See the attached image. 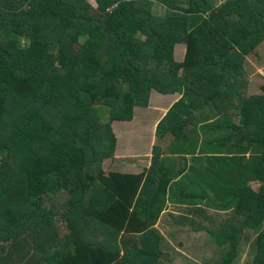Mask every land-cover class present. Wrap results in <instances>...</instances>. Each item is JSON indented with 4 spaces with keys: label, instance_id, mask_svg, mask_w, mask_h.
Listing matches in <instances>:
<instances>
[{
    "label": "trees",
    "instance_id": "1",
    "mask_svg": "<svg viewBox=\"0 0 264 264\" xmlns=\"http://www.w3.org/2000/svg\"><path fill=\"white\" fill-rule=\"evenodd\" d=\"M93 1L96 19L88 0H0V264L24 249L37 264L170 262L150 229L166 192L177 205L163 222L204 230L211 264L233 261L244 231L255 233L244 264H264V86L244 93L264 0ZM151 93L178 95L154 129L170 137L165 150L152 147L145 178L103 173L110 124ZM174 151L180 183L162 156ZM209 208L223 213L198 229Z\"/></svg>",
    "mask_w": 264,
    "mask_h": 264
},
{
    "label": "rangeland",
    "instance_id": "2",
    "mask_svg": "<svg viewBox=\"0 0 264 264\" xmlns=\"http://www.w3.org/2000/svg\"><path fill=\"white\" fill-rule=\"evenodd\" d=\"M89 1V8H88V15L91 18H98L99 14L96 10V4L93 0H88ZM175 4L181 7H185L186 4L183 0H174ZM223 0H209V2L213 5H218L220 2H222ZM151 12H154L156 14H160L161 9L157 8V7H152ZM191 24H193V22H191ZM22 44H24V42H21ZM183 49L181 47H179L177 45V48L174 50L175 56H174V60H179L178 55L180 54V52ZM255 51H257L258 56L260 58L259 60V65L256 64V62H251L249 64V66H251L249 68V71L246 70L245 74L247 77V88L245 90V95L247 96L248 94H259L261 93L260 91V87L264 86V41L258 46V49H255ZM154 97H156V99H152L150 102L147 103V106H154L155 104L158 105H162L163 103L165 104V102H172L174 99H176L178 97V95H169V96H161L158 95L157 93H151ZM151 95V96H152ZM150 99V97H149ZM163 100V102L161 101ZM146 107H134L133 108V114L135 116V119L138 121V123L140 122L139 127L136 129L134 127L130 128L126 127V131H127V136H123L120 137L118 136L119 140H117V148L118 150H121V148H123L124 146L128 147L125 150V153L129 152L132 149H139V150H143L147 148V144H148V140H149V133L151 132V130H149L150 128V124L153 121V119H156L157 115H155V113H157L155 110H153L152 112L148 111L149 109ZM98 110L101 111V120L102 122H105L107 119V114L104 111V108H97ZM204 112H206L204 110ZM153 114V115H152ZM224 116V115H223ZM229 121L236 123V124H240V120L239 117H232L229 116L228 117ZM198 122V121H197ZM213 122H215V120H213ZM117 124H120L119 122H115ZM114 123V131H116V125ZM199 123V122H198ZM202 123V122H201ZM112 129V130H113ZM138 133V134H137ZM222 133L218 134H213V135H205V137H201L200 133H198V140L202 141L201 142H205L206 140H209L211 138L217 137V135H221ZM155 136V135H153ZM157 137L155 136V140L153 141V144L151 146L152 147H157L159 151L163 152L165 150L166 144L168 142V140L166 141V143H162V141L158 142V140L156 139ZM122 143H125L122 144ZM201 146V145H200ZM124 149V148H123ZM130 149V150H129ZM199 150V143L197 144V146L194 149L193 152V156H197V153ZM209 150V151H208ZM207 152H217L216 150L213 149H208ZM121 154V153H120ZM190 155H186L185 157V165L188 164V160L186 161V159H189ZM244 156H247V154H245ZM179 159V157H178ZM175 160V159H174ZM180 160V161H179ZM177 160L178 163L175 162H166V164L168 166L172 167H177L178 169L181 168L182 163L184 162L183 158L180 157V159ZM153 164V161H150V166ZM181 179L179 177L178 181L180 183ZM258 182H251L249 183L250 188H252L253 190H255L258 186ZM207 195V194H206ZM53 196V195H52ZM177 203V202H176ZM165 205V203H164ZM174 205L170 204L168 202V207L165 209L164 214L167 215L168 213H171L173 211ZM206 214H214L217 213L216 215V221H218L219 219V214L223 213L222 211H213V213L208 212L209 209H205ZM146 214L148 213L147 211L145 212ZM183 214V211H182ZM198 217V222L201 221L202 216H197ZM202 229H205L207 227H209L208 222L202 225ZM176 229V230H175ZM155 230V233L157 235H159V233L157 231L160 232V236L164 235V233L159 230V227H157ZM194 231L191 230L190 228H176V227H170L169 226V237L168 240L165 239L166 241H168V244L165 246V244L161 247V250L163 252V254H165L167 251V255L170 256L171 262H166L165 264H201L202 260H207L209 262V264L211 263L210 260H208L209 258H211V253H210V249L208 247H206L204 245L205 241H208V237L205 235L204 230L201 231H197V233H193ZM244 234L246 235V239L244 240V238H242V240L239 241V245L237 247L236 250V257L233 258V261L230 260V262H228L229 264H232L231 262H233L234 264H244L249 263V257L245 255L244 257V253L247 251L248 252V246L247 243L250 241L251 237H254L255 233L250 231H244ZM172 235V236H170ZM251 236V237H250ZM166 237V236H163ZM180 245V246H178ZM195 245V246H193ZM196 245L197 247H203L201 251H197L196 249ZM219 259V257H217ZM212 259V258H211Z\"/></svg>",
    "mask_w": 264,
    "mask_h": 264
},
{
    "label": "crops",
    "instance_id": "3",
    "mask_svg": "<svg viewBox=\"0 0 264 264\" xmlns=\"http://www.w3.org/2000/svg\"><path fill=\"white\" fill-rule=\"evenodd\" d=\"M171 103L172 102H167V103L165 102V104L163 103L162 105L155 104L152 107L151 106L146 107L149 109L148 111H150V112L155 110L157 113H155L154 116L157 115V117H156V119H153V121L150 124L149 130H151V132L149 133V140H148V144H147L148 146L146 149H143L142 151L139 149H137V150L136 149H132V150L129 149L130 151L125 153V150L128 147L124 146L123 147L124 149L121 148V150H118V148H117V140H119L118 136L123 137V136L128 135L127 131L125 129L126 127H129V129L132 127L137 129L139 127L140 122L138 123V121L135 119L134 114H132V118L130 121L119 122L120 124L112 122L110 124L111 129L114 128V123L116 125V129H115L116 131H114V129L112 130L114 137H115V148H114V153H113L112 158L106 159V161H103L101 164V170L103 173H109V174L112 173V174H117V175H120V174H131V175L143 174V178H145V175L148 173L149 168H150V161L152 160L151 159V150H152L151 146L153 144V141L155 140V136H153L155 126L158 123V121L164 116L165 112L167 111V108L169 107V105ZM156 139L158 140V142L162 141V143H166L167 140L169 142L170 137L168 135H165L164 138H161V139L156 138ZM168 142H167V144H168ZM122 144L125 145V143H122ZM167 144H166V146H167ZM162 156H165V158H167L166 162L167 161L168 162H175V161L179 160L178 157H180V155L176 154V152L174 154H171V155L164 154ZM185 157H186V155H185ZM161 159H163V157H161L160 160ZM187 160L188 159H186V161ZM166 167H167V170L169 169L173 174H176V171L178 170L177 167L171 168V166H168L167 164H166ZM179 177H180V175L176 174V176L172 177V181L177 182ZM167 198H168V192H166V194H165V199H166L164 202L165 205L162 206V211L158 214V216H156L155 224L150 228L152 230V229H156L157 227H159V230H161L164 233V235L160 236V232L157 231L159 233L158 245H159L160 249L164 244H165V246L168 244V241H166L165 239L168 240V237H169V233H168L169 232V226L170 227H176V228L178 227L175 225H169L165 221L163 222V220L166 218V215L164 214V212H165V209L168 207ZM172 205L175 206L177 204L173 203ZM196 208H197V206L191 207V210L193 211ZM173 210L176 211L174 208H173ZM174 211H172L171 213H175ZM213 211H215V210H212L211 208H209L208 212L213 213ZM200 213L201 212H199L198 214H199V216L201 215L202 218H201V221H199V222L197 220V223L200 226V227H197L198 229H202V225L206 223V217L210 215L208 213L206 214V211L204 213H201V214ZM183 214H185V211L183 212ZM210 226H211V221H210L209 227ZM178 228H180V227H178ZM163 236H166V237H163ZM170 236H172V235H170ZM3 245H7V244L3 243ZM199 248H201V249H199V251H201L203 247H199ZM25 253H27L28 255H24ZM6 254L7 253L5 252L4 255H6ZM33 256H35V254L29 252L27 249L26 250L24 249L21 252V254L20 253H14L12 255L11 264H37V259L32 258ZM211 258H212V256H211ZM211 258L208 259L211 261V263L214 262L215 260H217L216 257H213L212 259ZM201 264H209V262L207 260H202Z\"/></svg>",
    "mask_w": 264,
    "mask_h": 264
}]
</instances>
